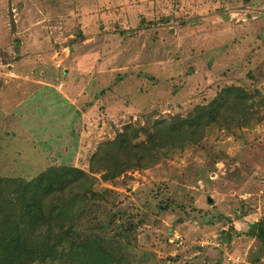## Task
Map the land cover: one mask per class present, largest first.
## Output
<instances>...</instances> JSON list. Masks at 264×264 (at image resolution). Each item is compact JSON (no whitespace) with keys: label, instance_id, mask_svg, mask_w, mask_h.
<instances>
[{"label":"rangeland","instance_id":"374dc122","mask_svg":"<svg viewBox=\"0 0 264 264\" xmlns=\"http://www.w3.org/2000/svg\"><path fill=\"white\" fill-rule=\"evenodd\" d=\"M229 85L264 96V0H0V177H94L91 199L67 197L96 211L80 226L113 264H264V107L149 169L90 171L126 125L185 117Z\"/></svg>","mask_w":264,"mask_h":264},{"label":"trees","instance_id":"16d2710c","mask_svg":"<svg viewBox=\"0 0 264 264\" xmlns=\"http://www.w3.org/2000/svg\"><path fill=\"white\" fill-rule=\"evenodd\" d=\"M256 106L264 107L259 91L229 85L185 117L174 115L150 128L128 124L114 140L98 147L90 171L111 182L130 170L149 169L161 160V151L198 143L213 125L228 131L250 126ZM95 180L65 165L50 167L32 180L0 177V264H113V255L104 244L80 226L84 216L96 215V211L81 206L78 212V199L67 197L77 196L74 191L78 189L91 199ZM108 194L99 193L102 200ZM256 238L264 245V220L256 225Z\"/></svg>","mask_w":264,"mask_h":264},{"label":"built area","instance_id":"2783aa9c","mask_svg":"<svg viewBox=\"0 0 264 264\" xmlns=\"http://www.w3.org/2000/svg\"><path fill=\"white\" fill-rule=\"evenodd\" d=\"M174 242H177L178 243V245L180 244H182V239L178 236V235H173V237H172V240H171V243L173 244Z\"/></svg>","mask_w":264,"mask_h":264},{"label":"water","instance_id":"95a60500","mask_svg":"<svg viewBox=\"0 0 264 264\" xmlns=\"http://www.w3.org/2000/svg\"><path fill=\"white\" fill-rule=\"evenodd\" d=\"M209 202L211 203L212 202V199H209Z\"/></svg>","mask_w":264,"mask_h":264}]
</instances>
